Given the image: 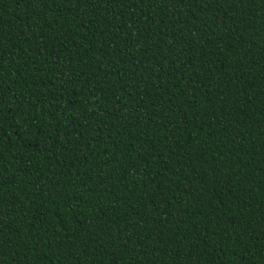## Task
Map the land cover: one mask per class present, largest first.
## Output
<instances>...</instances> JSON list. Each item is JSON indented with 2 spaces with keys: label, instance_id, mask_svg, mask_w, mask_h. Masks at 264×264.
I'll return each mask as SVG.
<instances>
[{
  "label": "trees",
  "instance_id": "16d2710c",
  "mask_svg": "<svg viewBox=\"0 0 264 264\" xmlns=\"http://www.w3.org/2000/svg\"><path fill=\"white\" fill-rule=\"evenodd\" d=\"M0 264H264V0H0Z\"/></svg>",
  "mask_w": 264,
  "mask_h": 264
}]
</instances>
